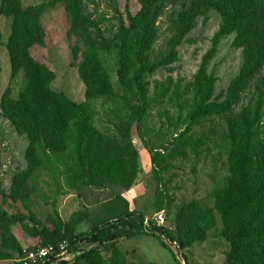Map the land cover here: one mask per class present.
<instances>
[{
	"label": "rangeland",
	"instance_id": "obj_1",
	"mask_svg": "<svg viewBox=\"0 0 264 264\" xmlns=\"http://www.w3.org/2000/svg\"><path fill=\"white\" fill-rule=\"evenodd\" d=\"M18 1L24 9L52 0ZM53 1L38 14L41 41L31 44L28 54L52 72L51 90L85 105L103 142L132 145L135 176L127 185L91 179L69 156L71 142L55 153L42 142L33 150L35 164H29L30 136L16 129L3 111L5 104L18 98L25 79L22 70L11 76L6 44L12 19L0 11V264H20L26 252L43 246L35 230L45 228L57 237L65 231L89 232L108 217L103 204L118 195L141 216L126 219L134 235L98 247L92 257L100 264H227L230 243L220 234L215 210V224L206 236L182 247L185 261L174 245H162L143 231L139 218L173 230L181 206L190 201L213 206L212 194L229 174L227 118L212 113L191 119L189 114L202 102L224 101L240 73L244 57L242 47L234 44L235 31L214 42L222 15L214 9H197V0H78L75 11L64 0ZM125 7L132 15L145 9V17L152 18L143 47L141 31L124 24ZM190 13V28L180 35L184 16ZM212 49L203 66L204 74L213 77L212 87L203 100L201 69ZM138 56L146 66H153L138 79L141 92L133 80L141 68ZM83 62L109 81L110 93L86 95L79 71ZM263 77L264 65L238 87L237 101L228 112L238 116L246 109H258L255 126L260 141L264 89L260 91L258 85ZM66 260V264H86L70 256Z\"/></svg>",
	"mask_w": 264,
	"mask_h": 264
},
{
	"label": "trees",
	"instance_id": "obj_2",
	"mask_svg": "<svg viewBox=\"0 0 264 264\" xmlns=\"http://www.w3.org/2000/svg\"><path fill=\"white\" fill-rule=\"evenodd\" d=\"M64 1L74 11L78 8V0ZM53 3L52 0L22 9L18 0L0 2V11L12 19L11 34L6 44L11 76L22 70L25 79L18 98L5 104L3 111L11 118L16 129L29 134L28 160L31 166L35 164L33 150L42 142L53 153L60 149V145L71 142L73 145L69 149V156L75 158L74 165L79 171L86 170L91 179L130 184L136 167V154L132 145L110 146L108 142H103L85 105L67 98L62 92L51 90L48 83L52 79V72L28 54L30 45L41 41L38 14ZM196 4L197 9H214L222 15V25L214 42L222 35L235 31L234 44L243 50V67L232 80L225 100L202 102L189 114L191 119L212 113L225 114L230 142L227 152L229 174L222 186L213 192L212 207L204 208L196 201H190L178 208L173 230L152 219H149L147 229L144 225L146 217H140L139 221L143 231L158 238L162 245H167L163 239L173 244L185 261L182 247L206 236L215 224V210L219 217L220 234L230 243L227 264H264V139L259 140L255 126L260 112L258 109H246L238 116L228 115L231 106L237 101L238 87L264 65V5L261 0H197ZM145 12L142 9L132 15L127 7L124 9V24L141 31L140 47L146 45L152 24V18H146ZM191 17L192 13L184 16L180 35L189 30ZM213 52L214 49L202 64V84L199 87L203 100L210 95L213 81L212 76L204 74L203 66ZM137 59L141 68L134 74L133 80L141 92L142 86L138 79L143 71L153 70V66H146L139 56ZM79 71L87 85L86 95L110 93L109 81L92 72L88 62L81 63ZM258 88L260 91L264 89V77ZM141 96L143 100L144 96ZM153 170L157 175L155 165ZM157 198L161 203V191ZM103 211L108 217L94 225L89 232L73 234L65 231L59 237L45 228L34 232L40 236L43 245L65 239L72 259H83L86 264H100L92 257L97 254L98 247L106 241L134 235L126 219L133 215L141 216L135 210H130L127 200L120 195L106 201ZM48 263L46 261L43 264ZM66 263L67 260L56 262Z\"/></svg>",
	"mask_w": 264,
	"mask_h": 264
},
{
	"label": "built area",
	"instance_id": "obj_3",
	"mask_svg": "<svg viewBox=\"0 0 264 264\" xmlns=\"http://www.w3.org/2000/svg\"><path fill=\"white\" fill-rule=\"evenodd\" d=\"M149 219H144V225L148 227ZM162 224V223H160ZM164 242L168 245L169 244L167 239H163ZM68 242L67 240L63 239L58 241L55 244H46L43 245L35 250H30L25 253L24 256L20 258V264H43L46 261H49L48 264H56L61 260L69 259V256H72V253L67 249Z\"/></svg>",
	"mask_w": 264,
	"mask_h": 264
}]
</instances>
